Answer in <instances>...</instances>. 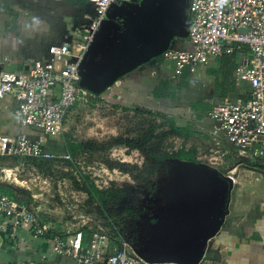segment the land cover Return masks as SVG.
Returning <instances> with one entry per match:
<instances>
[{"label":"rangeland","instance_id":"obj_1","mask_svg":"<svg viewBox=\"0 0 264 264\" xmlns=\"http://www.w3.org/2000/svg\"><path fill=\"white\" fill-rule=\"evenodd\" d=\"M32 63H25L22 69ZM84 85L91 91L86 79ZM242 85L244 88L249 86L247 83ZM195 108L189 105L181 108L180 113L173 112L180 117V126L175 123L188 128L192 137L170 136L166 142H157L167 152L182 146L195 147V162L174 159L155 162L143 152L113 142V138L120 135L135 137L141 125L147 128L153 119L150 111L108 103L91 93L72 111L62 139L65 146L66 143L91 144L93 150L85 147L70 158L65 155L2 157L0 189L22 204L36 223L54 233L73 236L83 232L91 236L105 232L113 237L121 236L130 243L142 245L150 262L166 263L176 252L173 241L187 238L185 231L188 228L201 232L202 245L210 244L211 238L221 234L234 207L232 200L240 189L231 177L241 178L243 168L264 171V159L247 162L233 150L219 152L213 141L214 134H207L206 123L200 118L197 123L190 121L195 119L192 113ZM164 113L158 114V123L166 122L161 116L169 118ZM167 124L166 130L169 129ZM24 127L34 136L46 137L49 150L62 152L63 144H59V138ZM122 164L139 169L127 172ZM179 173H190V179L181 184L174 197L169 188L177 184ZM259 185H264V178ZM89 190L94 192L93 196ZM157 240L168 244L164 247L166 253H162ZM60 257L77 264L70 258Z\"/></svg>","mask_w":264,"mask_h":264},{"label":"crops","instance_id":"obj_2","mask_svg":"<svg viewBox=\"0 0 264 264\" xmlns=\"http://www.w3.org/2000/svg\"><path fill=\"white\" fill-rule=\"evenodd\" d=\"M144 1L134 6L141 7ZM189 2L186 1L185 16L175 31L172 28L176 23L171 14L164 16L162 22L152 23L139 31L120 21L116 23L112 43L106 45L105 53L96 59L95 66L86 70L87 81L90 92L108 103L157 115L166 112L178 125L180 117L173 112L180 113L185 106H195L192 111L195 119L190 121L197 123L198 118L202 119L207 134L212 135L216 131L208 113L211 107L227 97L234 101L247 97L248 87L237 82L235 75L237 64L245 63L242 56L213 58L195 74L178 76L175 61L164 58V53L151 55L163 46L174 52L190 48L187 39L191 20L187 8ZM87 14H95L89 0H0V73L19 72L25 63L47 59L48 48L52 45L81 40L82 28L89 26L85 20ZM8 133L25 134L41 143L49 155L64 156L67 153L62 136H55L59 138V144H63L62 152L54 153L48 149L46 137L34 136L22 126L18 103L13 96L0 99V135ZM243 169L242 174L246 173V177L241 174L235 184L240 189L232 200L234 207L221 234L211 238L210 244L202 245L201 232L188 228L185 231L187 238L173 241L176 252L183 250V244L188 242L198 256L195 264H264V185H259L263 182L264 171ZM260 171L262 174L258 175ZM158 244L162 253H166L164 247L168 244L164 240ZM24 261L75 264L61 258L48 238L37 236L28 227L14 229L10 220L0 214V264ZM160 262L185 264L176 261L175 257L166 263Z\"/></svg>","mask_w":264,"mask_h":264},{"label":"built area","instance_id":"obj_3","mask_svg":"<svg viewBox=\"0 0 264 264\" xmlns=\"http://www.w3.org/2000/svg\"><path fill=\"white\" fill-rule=\"evenodd\" d=\"M144 0H89L95 14H87L89 26L73 44L52 45L48 58L35 60L19 72L0 73V99L13 96L18 103L21 123L35 132L62 136L78 103L91 96L84 85L89 50L108 15L117 7L133 6ZM190 48L181 52L164 51L176 63L175 74H195L213 58L242 56L236 67V81L247 83V97L222 99L209 110L215 128L213 141L219 152L233 150L247 162L264 159V0H190ZM87 67V68H86ZM214 144V143H213ZM45 158L41 143L25 134L0 135V158ZM66 158H70L68 154ZM232 178L234 184L238 179ZM0 214L14 229L26 226L39 237L48 238L54 250L77 264H162L150 262L142 245L121 236L100 232L86 236L54 233L41 227L25 207L0 190ZM16 264H46L20 262Z\"/></svg>","mask_w":264,"mask_h":264},{"label":"water","instance_id":"obj_4","mask_svg":"<svg viewBox=\"0 0 264 264\" xmlns=\"http://www.w3.org/2000/svg\"><path fill=\"white\" fill-rule=\"evenodd\" d=\"M186 1L187 0H145L144 5L141 7L123 5L113 10L108 18L115 20V22H106L101 26L97 35V43L89 50L88 66H95L96 59L105 53V47L107 44L112 43V34L116 31L115 27L119 21L122 24H128L132 30L139 31L142 27L151 25L152 23L162 22L164 16L171 14L176 25L172 30H176V26L182 23V18L186 13ZM151 13V14H150ZM116 24V25H115ZM166 46H163L151 55H160L166 51ZM190 179V173L177 175V184L175 186L180 187L187 180ZM175 260L185 264H195L198 260V256L191 250V245L188 242L183 244V250L174 253Z\"/></svg>","mask_w":264,"mask_h":264},{"label":"trees","instance_id":"obj_5","mask_svg":"<svg viewBox=\"0 0 264 264\" xmlns=\"http://www.w3.org/2000/svg\"><path fill=\"white\" fill-rule=\"evenodd\" d=\"M139 115H146L140 111H136ZM153 119L148 122V127L143 128L141 123L138 129V133L135 137H124L120 135L119 137L113 138V142L119 146H125L128 149L138 150L147 154L149 157L153 158L155 162H160L162 160L174 159L186 162H195L197 156V149L186 148L182 146L180 149L174 150L172 152L163 151L157 142H166V140L170 137H183L184 139L190 138L193 136V133L190 132L188 128L179 127L173 118L171 117H162L166 122L158 123L157 114L150 113ZM167 123H169V129L166 130ZM89 148L93 150V146L90 144L89 146L83 144H69L66 143V151L69 156H73V154L77 153L79 150L83 148ZM121 167L124 171L130 172L133 169H139L138 166H132L130 164H122ZM91 191V190H89ZM96 192V191H95ZM94 192L91 191V196H93Z\"/></svg>","mask_w":264,"mask_h":264},{"label":"bare ground","instance_id":"obj_6","mask_svg":"<svg viewBox=\"0 0 264 264\" xmlns=\"http://www.w3.org/2000/svg\"><path fill=\"white\" fill-rule=\"evenodd\" d=\"M170 193L176 197L178 195V192L180 190V187L175 186L174 184L170 186Z\"/></svg>","mask_w":264,"mask_h":264}]
</instances>
